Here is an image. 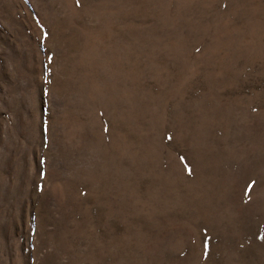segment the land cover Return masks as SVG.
I'll list each match as a JSON object with an SVG mask.
<instances>
[{
	"label": "rangeland",
	"instance_id": "obj_1",
	"mask_svg": "<svg viewBox=\"0 0 264 264\" xmlns=\"http://www.w3.org/2000/svg\"><path fill=\"white\" fill-rule=\"evenodd\" d=\"M0 264H264V0H0Z\"/></svg>",
	"mask_w": 264,
	"mask_h": 264
}]
</instances>
